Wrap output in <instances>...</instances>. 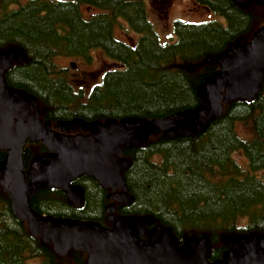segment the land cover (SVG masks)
<instances>
[{"label":"trees","instance_id":"16d2710c","mask_svg":"<svg viewBox=\"0 0 264 264\" xmlns=\"http://www.w3.org/2000/svg\"><path fill=\"white\" fill-rule=\"evenodd\" d=\"M16 1L0 0V47L21 45L28 59L13 63L5 78L13 88L35 95L41 118L53 121L155 119L195 108L200 103L198 86L219 69L208 57L250 41L264 27V0H197L217 17L174 20V41L160 38L149 18L148 0H29L7 8ZM89 7L96 12L87 17L82 8ZM121 20L140 34L136 42L116 36ZM95 49L116 66L89 93L78 91L56 59L89 58ZM240 125L249 128L250 137L239 132ZM236 153L246 157V166ZM49 154L42 143L28 142L25 171L47 163ZM6 155L0 149V162ZM125 156L131 160L124 176L134 201L117 205L116 217L153 215L148 229H170L187 249L190 237L205 239L211 261L226 257L236 235L264 238V81L254 99L225 104L221 119L205 133L175 139L152 135L146 145L125 148ZM73 183L84 187L81 206L73 205L61 187L39 189L31 196V206L44 215L112 227L106 211L113 202L110 189L86 175ZM140 240L150 243L148 235ZM87 259L85 252L74 249L61 256L52 243L33 236L0 185V264H87Z\"/></svg>","mask_w":264,"mask_h":264},{"label":"water","instance_id":"95a60500","mask_svg":"<svg viewBox=\"0 0 264 264\" xmlns=\"http://www.w3.org/2000/svg\"><path fill=\"white\" fill-rule=\"evenodd\" d=\"M27 59L21 45L0 47V148L7 150L0 162V185L10 197L15 216L28 224L33 236L52 243L61 256L71 249L85 252L87 264H264V238L236 235L229 241L232 251L224 259L211 261L205 239L190 237L187 242L191 249H187L162 225L148 230L153 215L116 219L115 203L107 207L112 229L92 220L44 215L31 206V196L50 187L63 188L72 204L81 206L84 189L72 182L84 174L95 176L104 187L121 188L110 198L121 206L131 205L134 196L124 176L131 160L125 156V148L146 145L152 135L161 133L171 139L205 133L221 119L225 104L236 98L254 99L264 81V27L250 41L209 56L208 60L218 64L219 69L198 86L199 105L164 118H76L59 121V129L54 130L51 121L40 119L38 98L6 81V70ZM196 68L188 66L191 71ZM29 141H42L51 154L48 164L29 169L27 179L23 152ZM144 234H148L150 243L140 240ZM243 245L246 252L241 254L238 250Z\"/></svg>","mask_w":264,"mask_h":264},{"label":"rangeland","instance_id":"374dc122","mask_svg":"<svg viewBox=\"0 0 264 264\" xmlns=\"http://www.w3.org/2000/svg\"><path fill=\"white\" fill-rule=\"evenodd\" d=\"M147 6L149 18L163 41H174L176 39L173 32V22L176 19L201 21L217 17L214 13L197 7L193 0H148ZM115 34L119 39L128 43L136 42L140 36L125 20H121L117 25ZM56 62L61 68L65 69L63 72L65 76L68 75L72 81L78 84L76 88L81 86L82 89L87 91L102 80L106 70L115 67L113 60L99 49L92 50L89 58L60 56L56 59ZM72 63L77 64L75 69L71 67ZM239 132L244 136H251L249 128L244 125L239 126ZM235 157L243 166L247 165V159L242 153H236ZM258 246L260 245L258 244ZM260 247L258 250L262 249ZM238 251L244 254L246 246L243 245Z\"/></svg>","mask_w":264,"mask_h":264},{"label":"flooded vegetation","instance_id":"af4514ba","mask_svg":"<svg viewBox=\"0 0 264 264\" xmlns=\"http://www.w3.org/2000/svg\"><path fill=\"white\" fill-rule=\"evenodd\" d=\"M5 1H7V0H5ZM29 0H17L15 3H11V4H9L8 6H7V8H9V9H14V8H17V7H19L20 6V4H26L27 2H28ZM194 1V3H195V5H197V7H201V8H204V9H206V10H208V11H210L206 6H204V5H202V4H200L197 0H193ZM82 10H83V12H85L87 15L86 16H88V15H90L91 16V14L92 13H95L96 12V10H93L91 7H89L88 9H85V8H82ZM211 12V11H210ZM212 13V12H211ZM136 31V30H135ZM137 32V31H136ZM159 36H160V34H159ZM140 37V36H139ZM160 38H161V36H160ZM127 42V41H126ZM99 50H101V49H99ZM75 57H82V56H69V58H75ZM114 65L116 66V64L114 63ZM71 67L72 68H76L77 67V64L75 63V65H74V67H73V65H71ZM78 74V73H77ZM63 75L65 76V74L63 73ZM66 77V76H65ZM67 80L70 82V84L74 87V89H76V90H78V91H82V92H84V91H86V93H89L90 91H91V89L90 90H85V89H82L83 87H78V88H76V85H78L77 83H75L74 81H72V79L71 78H69L68 77V75H67ZM97 84V83H96ZM95 85V84H94ZM93 85V86H94ZM92 86V87H93ZM38 105H39V101H38ZM39 109H40V107H39ZM79 118V117H78ZM40 119L41 120H47V121H51V124H52V128L54 129V130H58L59 128H58V123H59V121H66V120H73V119H57L56 121H53L52 119H45V118H41V110H40ZM74 119H76V118H74ZM15 120H17V118H15ZM106 120V119H105ZM95 121V120H94ZM101 121V120H100ZM104 121V120H103ZM78 133H82V134H87L86 132H84V131H67V134H78ZM29 142H40V143H42V141H29ZM43 144V143H42ZM44 145V144H43ZM45 146V145H44ZM46 147V146H45ZM47 148V147H46ZM1 150H5L6 152H7V150L6 149H2V148H0ZM48 149V148H47ZM49 150V149H48ZM50 151V150H49ZM24 153V152H23ZM50 154H51V151H50ZM49 154V155H50ZM49 155H48V162L47 163H44V164H42V165H45V164H48L49 163ZM7 156V155H6ZM6 158V157H5ZM3 161V160H2ZM34 164V163H33ZM42 165H37L36 163L34 164V165H31V167H33V168H36V167H38V166H42ZM30 167V168H31ZM29 168V169H30ZM29 169L27 170V172L25 171V174H26V178L28 179V177H27V174H28V171H29ZM84 175H86V176H89V175H87V174H84ZM84 175H82V176H84ZM82 176H79V177H82ZM78 177V178H79ZM89 177H95V176H89ZM96 178V177H95ZM77 179V178H76ZM75 179V180H76ZM97 179V178H96ZM74 180V181H75ZM98 180V179H97ZM98 182H99V180H98ZM73 183V182H72ZM100 183V182H99ZM74 184V183H73ZM77 185H79V184H77ZM100 185H101V183H100ZM82 186V185H81ZM102 186V185H101ZM83 187V186H82ZM104 187V186H103ZM104 188H109L110 189V192H109V195H108V197L110 198V195L112 194V193H115V192H117V191H119V190H121V188H119V189H117V190H113L112 189V187H104ZM41 189H45V188H41ZM83 189H84V187H83ZM130 193V192H129ZM84 194H85V192H84ZM111 199V198H110ZM113 202L112 203H115V205L117 206V205H119V206H121L116 200H114V199H111ZM111 204V203H110ZM109 204V205H110ZM108 205V206H109ZM107 206V207H108ZM121 207H127V206H121ZM117 208V207H116ZM106 211H107V209H106ZM115 212H116V210H115ZM108 213V212H107ZM115 217H116V215H115ZM125 217H130V216H125ZM107 218H108V216H107ZM119 218H121V217H119ZM118 217H116V219H119ZM84 220V219H83ZM93 221V220H92ZM107 221H108V219H107ZM97 222V221H96ZM109 222V221H108ZM100 223V222H99ZM111 224V223H110ZM112 225V224H111ZM104 227H106V226H104ZM114 227V225H112V227H106V228H109V229H112ZM132 233H133V231H132ZM134 234V233H133ZM135 234H136V230H135ZM144 235H148V234H144ZM143 236V235H142ZM259 247L260 246H258V249H259ZM261 248V247H260ZM88 260V259H87Z\"/></svg>","mask_w":264,"mask_h":264}]
</instances>
